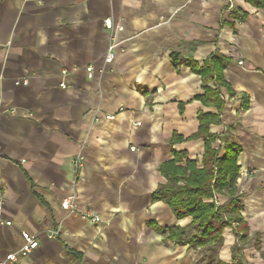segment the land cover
<instances>
[{"label":"crops","instance_id":"0c3cea01","mask_svg":"<svg viewBox=\"0 0 264 264\" xmlns=\"http://www.w3.org/2000/svg\"><path fill=\"white\" fill-rule=\"evenodd\" d=\"M216 53L221 106L193 68ZM208 136L218 158L221 139L241 147L234 194L215 197L245 228L218 258L264 264V0H0L1 260L29 232L40 245L15 264H197L208 250L164 241L192 218L154 194L176 158L203 168Z\"/></svg>","mask_w":264,"mask_h":264},{"label":"trees","instance_id":"16d2710c","mask_svg":"<svg viewBox=\"0 0 264 264\" xmlns=\"http://www.w3.org/2000/svg\"><path fill=\"white\" fill-rule=\"evenodd\" d=\"M227 59L216 53L211 55L203 67L193 66L195 72L202 77L206 103L222 105L219 86L224 83L223 71ZM213 84L214 86H211ZM247 108V105H245ZM203 118V115L200 116ZM202 136L201 133L196 137ZM210 137L203 158V168H198L195 162H188L187 167L177 165V158L161 166L167 183L154 194L156 200L165 201L178 220L188 217L192 222L186 227L168 228L164 233V241L174 242L179 246L191 249H206L209 254L197 264H225L218 258V249L224 242L223 233L227 228L236 225L237 233L245 228L240 214L242 206L236 198L226 205L216 204V194H234L233 189L237 179V159L241 147L231 141L221 139L226 150L224 158L217 157V151L212 147L216 139Z\"/></svg>","mask_w":264,"mask_h":264},{"label":"built area","instance_id":"2783aa9c","mask_svg":"<svg viewBox=\"0 0 264 264\" xmlns=\"http://www.w3.org/2000/svg\"><path fill=\"white\" fill-rule=\"evenodd\" d=\"M105 26L107 29H112V21L110 19H106L105 20ZM113 46L110 48L109 52L107 53L105 60L108 64H111L115 58L114 52H113ZM240 65H243V62H239ZM87 71L89 73H92L93 68L92 67H88ZM66 71L63 72V76L66 75ZM62 76V77H63ZM20 82H18L19 84ZM22 83L27 84L28 80H24L22 81ZM60 86L62 88H66V84L64 82L60 83ZM115 115L114 114H110L106 116L107 120H113L115 119ZM135 147H132V150H135ZM75 166L76 168H80L82 165V158H78L77 160H75ZM3 197V193L2 190L0 189V199H2ZM76 198L77 195L76 194H72L70 196H68L67 198H65L62 202H61V207L66 210L67 212H77V204H76ZM83 216L89 220L91 223L93 224H98L102 222V218L98 215H94L91 213H83ZM3 224V222L1 221L0 218V224ZM7 225H10L11 222H6ZM23 236V244L21 246V248L18 251H14L9 253L4 259H0V264H15L17 263L20 259H23L25 257H27L28 255L32 254L40 245V241L38 239V236L36 235H32L29 232H23L22 233Z\"/></svg>","mask_w":264,"mask_h":264}]
</instances>
